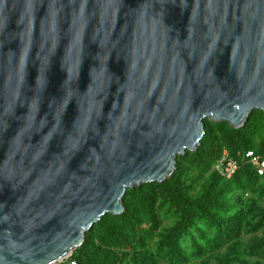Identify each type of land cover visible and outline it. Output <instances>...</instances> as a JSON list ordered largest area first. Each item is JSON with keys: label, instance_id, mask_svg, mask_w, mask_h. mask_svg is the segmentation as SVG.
Here are the masks:
<instances>
[{"label": "water", "instance_id": "1", "mask_svg": "<svg viewBox=\"0 0 264 264\" xmlns=\"http://www.w3.org/2000/svg\"><path fill=\"white\" fill-rule=\"evenodd\" d=\"M256 109L264 0H0V264L73 255Z\"/></svg>", "mask_w": 264, "mask_h": 264}, {"label": "rangeland", "instance_id": "2", "mask_svg": "<svg viewBox=\"0 0 264 264\" xmlns=\"http://www.w3.org/2000/svg\"><path fill=\"white\" fill-rule=\"evenodd\" d=\"M204 123L205 140L178 158L171 177L130 189L124 200L126 218L108 216L101 228L86 233L76 250L82 248L91 264H264V178L228 180L215 169L225 152L263 141L264 111L254 110L240 128L211 119ZM207 189L225 194L224 208L189 229L179 246L168 245L185 213L178 199H196Z\"/></svg>", "mask_w": 264, "mask_h": 264}, {"label": "trees", "instance_id": "3", "mask_svg": "<svg viewBox=\"0 0 264 264\" xmlns=\"http://www.w3.org/2000/svg\"><path fill=\"white\" fill-rule=\"evenodd\" d=\"M243 131H247V127L243 129ZM205 140V138H203ZM243 139L249 143L251 142L250 138H247L246 136L243 137ZM255 146V147H254ZM248 150H253L257 153L264 154V138L263 141L257 145H252L249 143L248 146L243 148L242 150L238 151H232L229 152L230 156L237 159L240 167L236 171V173L231 178H226L219 174V176L223 179H232V180H240L242 177H247L249 180H251L253 177L257 178H264V175H260L257 172L256 167L250 162L249 158L245 156L246 152ZM156 183V182H153ZM150 184V183H147ZM139 187V186H138ZM129 192H133V190H128ZM126 192L124 200H126V197L128 196L129 192ZM225 196V194H221L220 192H215L214 190H206L203 192L202 196L191 199V198H185L180 197L178 199V203L183 206L185 209V213L181 219V221L178 223L177 227L172 229L170 232L168 238H167V244L170 246H179L181 243V239L183 235L191 228H195L199 226L201 223H204L207 221L208 218L212 217V211L214 209H223V202L222 198ZM108 216L113 217L117 221L124 220L127 216L126 212L121 215H113V214H107L102 217V219L95 224V226L92 228L95 229L96 227L101 228L105 222L108 220ZM217 216V215H214ZM232 225V224H231ZM228 227V231H231V228L234 226L236 227L237 224H234L233 226ZM91 230V231H92ZM72 259L76 260L78 264H91L88 256L85 254V252L81 249L76 250L74 254L71 257Z\"/></svg>", "mask_w": 264, "mask_h": 264}, {"label": "built area", "instance_id": "4", "mask_svg": "<svg viewBox=\"0 0 264 264\" xmlns=\"http://www.w3.org/2000/svg\"><path fill=\"white\" fill-rule=\"evenodd\" d=\"M245 156L249 158L250 162L256 167L257 172L260 175H264V154L248 150ZM239 167L240 164L238 160L230 156L228 152H225L215 164L216 171L226 178H231ZM71 257L72 255L56 264H78V262Z\"/></svg>", "mask_w": 264, "mask_h": 264}]
</instances>
